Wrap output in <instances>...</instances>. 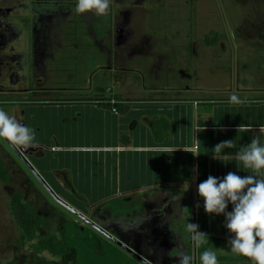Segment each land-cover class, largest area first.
I'll return each instance as SVG.
<instances>
[{
    "label": "rangeland",
    "instance_id": "1",
    "mask_svg": "<svg viewBox=\"0 0 264 264\" xmlns=\"http://www.w3.org/2000/svg\"><path fill=\"white\" fill-rule=\"evenodd\" d=\"M238 1L111 0L107 15L81 14L55 25L51 35L63 36L66 41H61V48L44 62L46 68L40 73L42 84L37 98L43 99V104L58 103L64 108L67 99L105 97L110 90L123 94L119 91L122 85H139L143 89L128 91L126 97L146 96L148 90L144 88L152 84L176 86L183 91L195 88L196 98L226 99L232 95L226 93L228 90H234L236 95L241 88L245 94L237 95L238 98H260L258 89L264 85V48H257L253 40L243 39L248 34H263L264 25L259 27L254 18V10L258 9L253 10L250 4L237 5L242 4ZM256 4L253 2V6ZM118 26L130 34L121 43L116 38ZM67 36H73L76 43L69 42ZM153 66L157 68L152 73ZM25 96L30 99L29 95ZM23 98L0 95V110L26 124L35 134L33 144L27 149L16 146L20 152L25 151L23 159L0 138V160L8 175V182L0 180V264H69L54 263L47 253H41L38 240L23 243L10 213L11 198L19 194L42 220L39 240L58 235L70 223L91 229L57 204L26 164L72 209L83 215H88L92 208L95 210L89 202L72 200L78 198L76 195L65 196L61 191L64 188L53 181V173H62L65 162L70 165L73 160L79 161L71 155H68L71 160H63L55 149L58 144L69 146L70 142L59 135L58 123L52 118L53 107L18 106L21 102L15 101ZM84 238L77 243L82 244ZM91 243L89 247L93 251L95 247ZM211 249L216 250L217 257L231 253L229 249ZM90 252L91 264H125V257L142 264L123 250L118 257L107 251H98L96 256ZM223 262L218 260V264ZM193 264H197L195 260Z\"/></svg>",
    "mask_w": 264,
    "mask_h": 264
},
{
    "label": "crops",
    "instance_id": "2",
    "mask_svg": "<svg viewBox=\"0 0 264 264\" xmlns=\"http://www.w3.org/2000/svg\"><path fill=\"white\" fill-rule=\"evenodd\" d=\"M156 68L151 67L152 73ZM144 89L146 96L131 98L124 95L143 89L122 85L123 94L110 90L105 97L67 99L64 108L53 102L43 104L40 98L39 104H33L39 109L53 107L59 135L70 142L55 149L63 160H71L68 155L79 160L70 165L65 162L62 173H53V181L64 188L65 196L78 197L68 199L95 207L84 216L149 264H177L180 251H187L199 264L203 250L228 249V232L223 216L204 212L196 185L209 175L250 174L239 166L234 153L253 136L264 144V133L258 134L264 126V85L258 89L260 98H239L241 103L196 98L195 88L183 91L152 84ZM240 90L236 95L245 94ZM240 125L247 128L238 132ZM224 140L234 141L235 146L224 150L229 155L223 161L213 159L212 149ZM200 162L206 165L205 174L199 172ZM194 167L198 169L195 180ZM227 210L231 211V205ZM188 222L206 234L200 248L186 232ZM217 259L225 264H249L248 258L234 253Z\"/></svg>",
    "mask_w": 264,
    "mask_h": 264
},
{
    "label": "clouds",
    "instance_id": "3",
    "mask_svg": "<svg viewBox=\"0 0 264 264\" xmlns=\"http://www.w3.org/2000/svg\"><path fill=\"white\" fill-rule=\"evenodd\" d=\"M110 4L111 0H75L74 12L100 17L109 13ZM229 102L241 103L235 94L230 95ZM245 128L247 125H240L237 131ZM259 133H264V126L258 129ZM0 138L27 149L33 144L35 134L26 124L0 110ZM234 146L232 140L221 141L212 149L213 159L223 161V157L229 155L224 150ZM218 154H222L219 159ZM234 158L250 174L241 176L229 171L223 177L209 175L196 185V191L207 215L224 217L229 251L248 258L249 264H264V144L253 136L250 143L234 153ZM192 171L195 180L198 169L194 167ZM229 205L231 211L227 210ZM186 232L194 246L200 248L206 234L199 230V225L188 222ZM176 257L177 264H193V256L187 251H180ZM198 260L199 264H218L217 252L207 248L200 253Z\"/></svg>",
    "mask_w": 264,
    "mask_h": 264
},
{
    "label": "flooded vegetation",
    "instance_id": "4",
    "mask_svg": "<svg viewBox=\"0 0 264 264\" xmlns=\"http://www.w3.org/2000/svg\"><path fill=\"white\" fill-rule=\"evenodd\" d=\"M238 2L242 4H235H250L253 10L258 9L254 10V18L259 27L264 25V6L261 5H264V0H254L257 3L255 6L251 0ZM74 7L75 0H0V95L24 97L15 101L21 102L18 106L39 104L37 93L42 84L40 73L46 68L44 62L61 48V41H66L63 36L53 37L51 34L55 25L81 15L74 12ZM122 28L118 26L116 32L117 42L120 43L130 37ZM67 37L69 42L76 43L73 36ZM243 40H253L257 48H264V33L248 34ZM25 95H29L30 99ZM89 230L106 239L95 228Z\"/></svg>",
    "mask_w": 264,
    "mask_h": 264
},
{
    "label": "trees",
    "instance_id": "5",
    "mask_svg": "<svg viewBox=\"0 0 264 264\" xmlns=\"http://www.w3.org/2000/svg\"><path fill=\"white\" fill-rule=\"evenodd\" d=\"M201 165L202 162H200L198 166L199 172L203 171V174H205L206 168L204 167H206V165ZM0 180L4 183L8 182L5 165L1 160ZM10 213L21 232L22 242H34L38 240L37 245L39 251L41 253H47L54 263L69 262V264H91L88 251L94 253V256H96L98 251H107L111 256L116 257L120 254L119 251L121 249L115 244L77 223L68 224L69 228L67 229V226H65L63 231L58 235L39 240L38 231L42 226V220L34 209L23 201V198L19 194L11 198ZM82 237H85L83 243H77V240ZM90 243L95 247L93 251L92 248L89 247ZM208 245L212 244L208 243ZM86 249L87 251L85 252ZM125 259V264H135V262L129 258L125 257Z\"/></svg>",
    "mask_w": 264,
    "mask_h": 264
},
{
    "label": "water",
    "instance_id": "6",
    "mask_svg": "<svg viewBox=\"0 0 264 264\" xmlns=\"http://www.w3.org/2000/svg\"><path fill=\"white\" fill-rule=\"evenodd\" d=\"M6 141V140H5ZM7 142V141H6ZM17 153L18 155L23 159L24 156L18 152L16 146L10 144L9 142H7ZM27 167L29 168V170L31 171V173L35 176V178L40 181L41 185L43 186V188L51 195V197L54 199V201L59 204L60 206H62L63 208H65L66 210H68L69 212H71L73 215H75L77 218H79L80 220H82L84 223L90 225L91 227L95 228L98 232H100L104 237H106L110 242H112L113 244H115L118 248H120L121 250H123L124 252L128 253L130 256H132L133 258H135L136 260H138L140 263L142 264H149L144 258L140 257L138 254H136L133 250H131L125 243H123L122 241L118 240L117 238L113 237L112 235H110L109 233H107V231H105L104 229L100 228L99 226H97L95 223H93L91 220H89L88 218H86L84 215H82L81 213H79L78 211L72 209L68 204H66L64 201L60 200L55 194L54 192L43 182V180L37 175V173L34 171L33 168H31V166H29L28 164H26Z\"/></svg>",
    "mask_w": 264,
    "mask_h": 264
},
{
    "label": "built area",
    "instance_id": "7",
    "mask_svg": "<svg viewBox=\"0 0 264 264\" xmlns=\"http://www.w3.org/2000/svg\"><path fill=\"white\" fill-rule=\"evenodd\" d=\"M113 104L115 103V101L112 102Z\"/></svg>",
    "mask_w": 264,
    "mask_h": 264
}]
</instances>
